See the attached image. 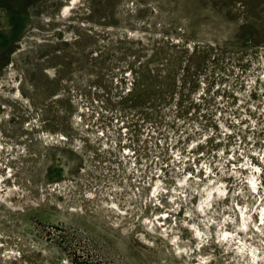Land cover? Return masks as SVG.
<instances>
[{"label":"rangeland","instance_id":"374dc122","mask_svg":"<svg viewBox=\"0 0 264 264\" xmlns=\"http://www.w3.org/2000/svg\"><path fill=\"white\" fill-rule=\"evenodd\" d=\"M70 1L0 0V264H264V0Z\"/></svg>","mask_w":264,"mask_h":264},{"label":"bare ground","instance_id":"6f19581e","mask_svg":"<svg viewBox=\"0 0 264 264\" xmlns=\"http://www.w3.org/2000/svg\"><path fill=\"white\" fill-rule=\"evenodd\" d=\"M79 0H71L70 2H69V4L66 6V7H64L63 9H62V12H61V15L62 16H66V15H68V13H69V11H70V9L71 8H73V6H75L76 5V3L78 2ZM261 80H262V82H264V72L262 73V76H261ZM261 92H264V90H262ZM81 112H84V108L81 110ZM260 113V112H259ZM205 139V138H204ZM195 144V143H194ZM198 145V144H197ZM193 146V145H192ZM218 165V164H217ZM235 165V164H234ZM231 169H233V170H230L229 172H231V176L232 177H237L238 175H240L241 174V171H246L247 173H244V175L245 174H248V176H247V184H248V186L246 187L247 189H249V193L250 194H255L257 191H258V184L259 183H257V177L260 175V173H262V170H261V168L259 167V166H256V165H253V164H250L249 162H247V163H242L241 165H239V167L238 166H235V167H233V168H231ZM221 173H222V175L224 176L225 175V171L223 170V168L221 169ZM209 172H210V174L207 176V182H204V184L203 185H201V188H202V190H203V192L205 193V195L203 196V200L200 202V204L198 205V209H199V212H201V213H203L204 215L207 213V210L205 209V207H204V204H209V205H211L212 204V202H213V199L214 198H216V197H218V198H223V196H225V194H226V188H225V184H224V182L223 181H220L219 179H217L216 181H214V177L215 176H211V174L214 172H212V169H210L209 170ZM228 173V172H227ZM195 178H196V176H194ZM189 178H193V175H190L189 176ZM216 178H219V176H216ZM243 178V177H242ZM195 180H197V179H195ZM189 180H188V178L187 177H185L184 179H182V180H180L179 179V183H180V185H183V186H186V185H188V182ZM153 188L151 189V194H152V197H154V196H160L161 195V192L162 191H164V184L161 182V181H158L157 183H155L153 186H152ZM197 188H199V187H197ZM194 189H196L195 187H194ZM199 191H201V190H199ZM257 193H259V191L257 192ZM242 194V193H241ZM244 197H247V195L246 194H244ZM248 201V200H247ZM113 209H117V206L115 207V205H114V203H113V207H112ZM240 210H239V215H240V222H239V225H238V227L240 228V229H248V227H250L251 225H253V226H255V227H258V225L260 224L259 222H261V224H263L264 223V208H261L260 209V211H258V219L256 220L255 219V217H254V212H253V210H254V208H252V209H250L249 208V206L248 207H240L239 208ZM118 210V209H117ZM238 211V210H237ZM155 221V220H154ZM156 222V221H155ZM152 225H155V224H153V223H151ZM198 224V223H197ZM220 224V223H219ZM222 224V223H221ZM260 224V225H261ZM191 226V225H190ZM197 226V225H196ZM195 225H193L192 227H194L193 228V231H192V233H193V235L194 236H196V237H198V239H199V237L201 236V230L199 231L198 229H197V227H196ZM154 227V226H153ZM148 228H149V226H148ZM190 229V228H189ZM200 229V228H199ZM246 229V230H247ZM151 230H153V228L151 229ZM156 230V229H155ZM239 230V229H238ZM243 230V231H244ZM162 234V235H161ZM161 236L162 237H164V236H166L167 235V231L166 230H161ZM248 234V233H247ZM228 235L229 234H226V235H224V236H226V237H228ZM202 237V236H201ZM200 237V238H201ZM175 238L176 237H173L172 239H173V241L175 240ZM221 239H222V235H221ZM220 239V240H221ZM226 239V238H225ZM200 240V239H199ZM202 240V239H201ZM200 240V241H201ZM227 241V240H226ZM177 243V242H176ZM244 243V242H243ZM178 244V243H177ZM245 244V243H244ZM243 245V244H242ZM240 246V245H239ZM245 246V245H244ZM239 248V247H238ZM255 248V247H254ZM242 252L244 251V250H247V249H245V247H240L239 248ZM248 251V250H247ZM250 252V251H249ZM256 253H257V250H256V252H255V250L254 249H251V255L253 256L252 258H254V260H255V257L257 256L256 255ZM250 254V253H249ZM257 258V257H256ZM206 260H207V257H206ZM205 260V261H206ZM209 260V259H208ZM253 260V259H252ZM257 260H258V258H257ZM200 262V261H199ZM203 263V262H202ZM201 262L199 263V264H202ZM254 263H255V261H254ZM204 264V263H203Z\"/></svg>","mask_w":264,"mask_h":264}]
</instances>
